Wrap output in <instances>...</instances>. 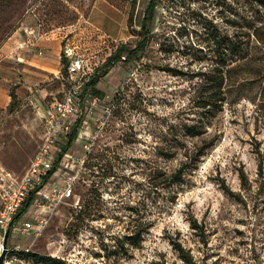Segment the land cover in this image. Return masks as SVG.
<instances>
[{
  "label": "rangeland",
  "instance_id": "374dc122",
  "mask_svg": "<svg viewBox=\"0 0 264 264\" xmlns=\"http://www.w3.org/2000/svg\"><path fill=\"white\" fill-rule=\"evenodd\" d=\"M262 1L155 0L144 49L87 92L99 102L68 149L84 160L73 195L39 237L10 236L7 247L65 264H264ZM148 2L0 0V76L13 66L4 56L22 24L54 35L61 53L72 47L96 74L117 47H135ZM235 47L241 58L222 68L223 102L200 104L197 74L230 60ZM62 67L39 83L51 84L52 97L67 85ZM28 94L0 109V165L16 176L43 132Z\"/></svg>",
  "mask_w": 264,
  "mask_h": 264
},
{
  "label": "built area",
  "instance_id": "2783aa9c",
  "mask_svg": "<svg viewBox=\"0 0 264 264\" xmlns=\"http://www.w3.org/2000/svg\"><path fill=\"white\" fill-rule=\"evenodd\" d=\"M19 29L25 35V45L35 47V30L23 24ZM38 54L41 52L38 51ZM62 54L66 59L67 85L61 97L54 98L42 111L41 142L27 170L16 176L0 165V255L4 252L2 264L14 263L9 257L10 253L29 251L28 248L20 249L18 245L8 248V238L39 237L55 209L73 195L75 181L83 166L82 158L71 156L68 150L63 151L66 136L77 120L92 113L99 100L87 95L86 85L92 75L87 68L88 59L74 52L68 45L64 46ZM55 163L57 165L53 168ZM50 171L52 173L47 177ZM29 198L31 202L28 214L33 217L20 221L21 216L18 219L15 217Z\"/></svg>",
  "mask_w": 264,
  "mask_h": 264
},
{
  "label": "crops",
  "instance_id": "0c3cea01",
  "mask_svg": "<svg viewBox=\"0 0 264 264\" xmlns=\"http://www.w3.org/2000/svg\"><path fill=\"white\" fill-rule=\"evenodd\" d=\"M26 26L32 27L36 32L35 47L25 45V35L18 27L14 33L16 44L4 56L13 66H9L3 73L4 75L0 76V109H5L11 102L8 84L19 80L15 85L21 81V86L12 89L16 98L17 96L21 97L22 93L24 95V93L29 92L27 100L37 107L41 121V114L46 106L43 104H49L56 97L51 96L54 89L51 88L50 83L43 85L42 88H40L39 83L45 79L57 77L61 62L60 43L57 39H53L54 35L41 34L39 25ZM53 32L51 31L50 34ZM116 35H118V31ZM38 51L41 52L40 55ZM36 86H38V90H36Z\"/></svg>",
  "mask_w": 264,
  "mask_h": 264
},
{
  "label": "trees",
  "instance_id": "16d2710c",
  "mask_svg": "<svg viewBox=\"0 0 264 264\" xmlns=\"http://www.w3.org/2000/svg\"><path fill=\"white\" fill-rule=\"evenodd\" d=\"M136 0H131V6L133 7L135 5ZM264 4V1L259 2ZM156 6L155 0H149L147 3V6L143 12L142 19L140 22V34L141 38L136 43L135 47L132 49H127L125 46H119L117 47L113 53H111L104 61L100 71L96 74H92L90 76V79L86 85V89H95V86L98 82V80L105 76L108 71L113 67V65L116 62H129L131 60H134L137 58L138 54L144 49L148 42L149 38V29L148 24L152 19L154 9ZM35 25V24H34ZM37 25V24H36ZM240 49L235 47L233 49H229L230 53V60H224L220 63L219 66H214L208 73H200L197 74V76H202V86H204L203 91V98L200 100V104H221L224 100V75L222 72L223 67H227L229 64L235 62L236 60H239L241 58ZM124 54V55H122ZM61 63L63 65L62 69H65L66 66V59L64 58L63 54L61 53ZM11 102L9 105H11L15 100L16 96L12 89H10L9 93ZM80 123V120H77L74 124V126L71 128L69 134L66 136V144L64 146L63 151L68 150L72 144V142L77 137V127ZM192 133L196 134L199 131L196 127L191 128ZM61 154H59V157ZM57 163L54 164L55 168ZM183 170V166H180V168L171 176V180L175 182L177 179L181 177V172ZM53 171V170H52ZM52 171H50L47 174V177L51 175ZM31 199L29 198L27 202L24 204L22 209L17 213L15 218H19L28 206L30 205ZM132 241V245H139V236H134L130 238ZM9 257L13 260L16 264H65L63 260L56 259V258H50L46 256H40L37 254H34L32 252H25V251H17L10 253Z\"/></svg>",
  "mask_w": 264,
  "mask_h": 264
},
{
  "label": "water",
  "instance_id": "95a60500",
  "mask_svg": "<svg viewBox=\"0 0 264 264\" xmlns=\"http://www.w3.org/2000/svg\"><path fill=\"white\" fill-rule=\"evenodd\" d=\"M6 238H7V234L4 239V249H5V244H6ZM3 257H4V252L0 255V264H2Z\"/></svg>",
  "mask_w": 264,
  "mask_h": 264
}]
</instances>
